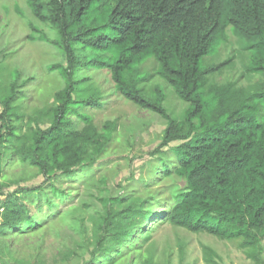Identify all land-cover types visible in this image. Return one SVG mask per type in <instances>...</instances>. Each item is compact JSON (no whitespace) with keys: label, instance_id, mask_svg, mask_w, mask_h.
I'll return each mask as SVG.
<instances>
[{"label":"trees","instance_id":"trees-1","mask_svg":"<svg viewBox=\"0 0 264 264\" xmlns=\"http://www.w3.org/2000/svg\"><path fill=\"white\" fill-rule=\"evenodd\" d=\"M24 4L28 40L64 59L46 68L62 87L34 101L37 79L1 51L0 264H44L46 239L71 223L76 233L52 264H171L172 251L155 249L163 225L234 243L264 264V0ZM231 35L238 48L223 57ZM167 88L186 104L181 114L169 110ZM114 98L166 122L146 180L127 188L101 172L122 119L98 122L95 112ZM26 170L44 181L22 185ZM82 177L97 189L93 211L79 202ZM28 239L35 253L23 252ZM202 261L225 264L208 245Z\"/></svg>","mask_w":264,"mask_h":264},{"label":"rangeland","instance_id":"rangeland-1","mask_svg":"<svg viewBox=\"0 0 264 264\" xmlns=\"http://www.w3.org/2000/svg\"><path fill=\"white\" fill-rule=\"evenodd\" d=\"M24 3L25 0L0 2V59L4 56L1 51L5 54L10 48V52L16 53L11 59L12 66L37 79V88L31 90V95L34 96V101L38 100L40 104H44L62 87L60 77L57 74H48L46 68L49 64L63 62L64 59L52 45L42 42L32 43L28 40L31 33L28 22L32 16ZM16 9L23 11L25 17L21 18ZM42 29L47 30L44 27ZM230 41L231 44L223 45L221 54L223 57L231 53V47L233 50L238 48L239 42L234 35H231ZM237 66L236 71H239L241 67L239 62ZM105 79V75L100 77L102 82ZM103 85L105 89L110 87V84ZM166 94L169 110L181 114L187 107L186 104L182 103L169 88ZM112 101L106 110L95 112L98 122L117 116L122 119V126L105 158V162L108 163L101 172L110 179L111 186L121 184L122 187L127 188L131 178L136 181L146 180L145 167L153 161L149 154L160 144L166 122L151 112L139 111L125 100L114 98ZM22 178L24 182L21 184L27 186H37L44 181L43 177L33 170H26ZM89 180L82 177L81 183H88L82 185L79 182L77 185L81 190L79 202L90 203L89 206H93L91 208L93 211L98 202L94 201L91 195L97 189L93 185L94 180ZM163 185L164 183H160L159 187ZM139 186L140 184L136 187ZM71 224H65L66 227L60 231V237L52 236L46 239L45 250L42 252L44 264H52L61 246L76 233ZM154 240L157 256L162 257L167 251L173 252L171 264H205L202 261V245L212 247L223 258L225 264H252L234 243L223 242L208 235L192 234L170 225L161 226L154 234ZM34 242V239H28L26 241L28 245H23V252L35 253ZM180 247H183V256L179 254Z\"/></svg>","mask_w":264,"mask_h":264}]
</instances>
